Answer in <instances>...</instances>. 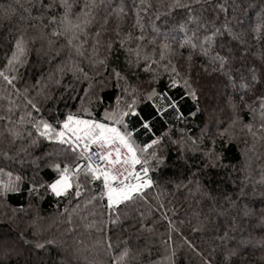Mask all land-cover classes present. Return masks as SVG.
Returning a JSON list of instances; mask_svg holds the SVG:
<instances>
[{"label":"snow or ice","instance_id":"6c2138e0","mask_svg":"<svg viewBox=\"0 0 264 264\" xmlns=\"http://www.w3.org/2000/svg\"><path fill=\"white\" fill-rule=\"evenodd\" d=\"M205 3L206 0H168L165 5L163 0H159L157 10L152 13L154 19L149 21L150 31H148L142 13L147 14L153 6L149 0H141L135 9L133 30L128 32H122L120 25L125 14L123 5L111 7L109 11L108 0H83L80 4L77 0H48V3H44V0H23V2L14 0V3L4 7V19L10 20L19 15L21 23L15 34L11 30L9 32L7 43L10 47L5 56L6 63L0 68V80L6 89L3 97L8 101L4 109L7 114L0 116V120L6 122L0 135L6 133L14 143L17 138L24 139L23 132H26L31 144H36L38 140L33 138L35 133L37 138L58 142L65 154V159L53 161L50 165L56 172L55 178L42 185L33 182L31 191L35 192L37 188L44 187L58 197L68 196L72 192L79 197L83 190L81 181L85 184L101 181L99 192L86 203L97 199L106 200V205L101 204V207L116 212V219L110 217L108 222L118 224L120 218L118 208L135 203L137 200H147L148 193L145 190H151L155 186V182L148 175L149 161L152 160L157 164L164 162V158L152 150L164 138L163 135H155V119L168 116L169 112L177 122L189 117H197L198 113L203 111L201 98L206 94V90L214 97L219 94L224 108L231 111L228 127L218 131L217 135L221 137L227 135L231 139L235 135L234 130L239 126V130L250 135L254 142L257 138L264 139V68L259 74L255 67L247 69L246 74H242V68L235 66L237 46L234 42L240 41L242 44L243 41L234 33L227 20L217 26L218 21L215 18H206ZM197 5L200 6L198 11ZM77 7L79 11L75 10ZM214 9L227 11L225 5L219 3ZM175 10L182 11L185 18L179 24L168 27V20ZM34 11L38 14L33 15ZM113 17L115 26L111 31L115 39L105 40L104 36L109 33V25ZM156 21L161 23L157 24ZM136 31L139 32L138 35ZM256 32L258 35L261 33V26L257 27ZM37 43L40 47L36 51L48 57L50 70L46 75L42 73L34 84L25 82L24 87H18L23 81L19 67L26 63V55ZM117 44L119 45L117 51L125 54V67L113 66L109 73L110 58ZM132 44L135 46L132 47ZM181 49L187 51V56ZM196 56L205 58L207 63L195 64ZM181 60L184 61L183 65L180 64ZM141 62H143L142 70L152 73L149 87L144 90L128 82L133 68L141 70ZM197 68L199 71H196ZM69 74L72 76V82L63 85L64 93H75L77 83L87 84V87L81 89L84 95L68 96V99H79L81 103L76 110L70 109L62 114L54 113V116L62 115V119L55 118L49 121L41 114L40 101L51 100L53 98L51 86L60 87L65 76ZM104 74L110 75L115 81V86L121 89L122 95L116 97L114 106L104 109L103 119H97L92 115V106L94 103H100L102 97L94 94L93 89L97 82L96 77ZM163 75H167L168 80L158 90V87L152 85L159 86ZM180 87L183 89L182 94L171 93V89ZM229 87L237 93L244 91L239 103L227 92ZM130 89V102L121 103L123 96L128 95ZM33 91L35 96L31 94ZM64 93L61 94L62 97ZM249 93L255 99L250 98ZM185 97L191 99L192 105L185 106ZM21 98L23 105L19 102ZM142 99L151 101L150 111L145 112L138 107ZM21 107L23 108L21 115L13 120L11 114ZM244 108L251 117L247 122L240 116ZM130 116L136 118L139 129L130 125L128 120ZM25 124L30 128L22 132L21 129ZM140 129L146 135L151 134L147 143H137L134 138V134H138ZM204 135L205 132L202 130L201 136ZM212 143L215 144V139ZM93 148L96 150L92 151ZM192 150H196V141L192 142ZM21 153L28 155L25 147H21L11 157L7 152L3 155L15 159ZM204 155L215 164H219L222 160V153L216 152L214 148L209 149ZM95 159L100 163H95ZM136 165L141 166L140 171L136 170ZM3 172L4 169L0 168V173ZM7 176L9 177L7 182L0 179V195L20 191L18 182L23 177L16 175L14 182L11 179L12 172H7ZM261 179L264 181V175ZM193 183L197 193L213 204L220 203L217 197L198 180ZM189 190L192 191L191 188ZM246 197L247 192L241 188L239 195L233 193L223 198L226 206L211 211L225 215L231 208L238 207V202ZM163 207L162 203L159 204V208ZM249 211L245 206L244 214L247 215ZM144 215L143 212L140 213L142 218ZM162 218L168 222V241L173 239V233L179 234L180 243L197 252V246L183 235L182 230L166 213H162ZM141 227H144L143 223ZM45 232L38 221L33 220L31 238L24 231L18 232L15 240L0 237V244L4 246V255L16 251L17 244L27 246L25 250L37 255L46 249L51 251L52 245L64 246L62 240H58L55 236L49 237ZM219 239L227 242L231 238L228 231H225ZM258 243L264 249V237H261ZM129 245L130 241L126 240L125 246L112 259V264H138L140 252L134 251ZM106 249L110 252L112 250L110 237ZM239 251L242 249H229L226 258L237 255ZM36 264H44V262L38 260ZM61 264H64V261H61ZM208 264L211 262L209 261Z\"/></svg>","mask_w":264,"mask_h":264},{"label":"trees","instance_id":"16d2710c","mask_svg":"<svg viewBox=\"0 0 264 264\" xmlns=\"http://www.w3.org/2000/svg\"><path fill=\"white\" fill-rule=\"evenodd\" d=\"M23 2V0H21ZM78 4L83 0H77ZM110 7L123 5L125 14L120 21L122 32L133 30L135 22V9L141 0H108ZM152 8L147 14H143L144 23L150 31L152 13L157 10L159 0H149ZM14 0H0V68H3L10 45L7 43L9 32L15 34L21 21L19 15L12 19H4V7ZM48 3V0H44ZM166 5L168 0H163ZM225 5L227 11L214 9L216 4ZM206 18H215L219 23L225 20L229 22L234 33L238 34L243 41H235L237 46L235 66L242 68V74H246L247 69L255 67L258 71L264 68V0H206ZM197 5V11L199 10ZM79 11V7L75 9ZM163 10V9H161ZM36 11L33 15H37ZM103 14V12H102ZM185 18V14L180 10H175L168 20V27L179 24ZM160 24L161 21H156ZM47 23V20H45ZM115 26V18L109 25V33L104 36L105 40L115 39L111 29ZM192 25H190L191 27ZM261 26V33L258 35L256 29ZM94 31V29H93ZM135 31V30H134ZM138 35L139 32L136 31ZM63 43V41H61ZM132 47L135 44L131 45ZM40 45L37 43L26 55V63L19 67L23 81L18 87L27 84H34L41 74L45 75L50 70L47 56L38 54L36 49ZM119 45L113 49L110 58L108 72L113 66L125 67V54L117 51ZM150 50V49H149ZM185 56L187 51L181 49ZM104 54V50H101ZM184 61H180L183 65ZM194 63L197 65L206 64L205 58L196 56ZM141 70L133 68L129 74V84L139 87L141 90L149 87L152 73L144 72L143 62ZM86 70H88L86 68ZM196 71H199L197 68ZM91 75L92 72L90 71ZM168 76L163 75L159 86L163 87ZM93 89L94 94L102 97L100 103L92 106V115L97 119H103L105 108L114 106L116 97L122 95L121 89L115 86V81L108 74L96 77ZM101 81H103L101 83ZM72 82L71 74L65 76L60 87L51 86L52 99L40 101L41 114L44 118L52 121L55 118L62 119L63 116H54V113H66L68 110H76L80 104L79 99H68L69 95H84L81 90L87 84L77 83L75 93H64L63 85ZM207 83V81H205ZM6 91L0 80V116L7 113L8 101L4 99L3 93ZM173 95L182 94V87L170 90ZM227 92L233 95L236 102H240V97L244 91L236 92L229 87ZM62 93H64L62 97ZM35 96V92L31 93ZM259 94V91L257 92ZM131 89L128 95H124L121 103L130 102ZM251 97V93H249ZM23 105L22 98L19 101ZM190 98L185 97V106L192 105ZM151 101L142 99L138 107L145 112L150 111ZM202 112L197 117H189L186 120L177 122L172 118L171 112L168 116H160L155 119V135L164 138L154 151L164 158L163 163L157 164L150 160V171L148 175L155 182L148 193L147 200H137L135 203L127 204L118 208L120 218L118 224H110L109 218L116 219V212L101 207L106 205L105 201L92 200V196L99 192L102 182L85 184L79 197L74 192L68 196H56L50 189L41 187L35 192L31 191L33 182L45 184L55 178L56 172L50 167L53 161L65 159L62 146L55 141H48L44 138L35 137L38 142L31 144L24 129L30 126L25 124L22 127L24 139L17 138L13 143L12 138L6 133L0 135V168L4 169L0 173V179L5 182L9 177L7 172H12V180L15 182L16 175L23 177L19 181L20 191L8 192L0 195V237L15 240L18 232L24 231L31 238V222L37 220L38 224L46 230L49 237L55 236L63 241V247L51 246V251L47 249L38 255L25 250L27 246L16 245V251L9 255H4V246L0 244V264H36V261L43 260L44 264H112V259L118 251L125 246V241H130V247L139 250L138 264H264V249L258 241L264 237V139L253 138L239 130V126L234 130L233 138L225 135H217L218 131L228 127V120L231 111L224 108L221 96L215 97L206 90V94L201 98ZM224 109V111H221ZM23 108L15 110L11 115L16 120L22 113ZM30 110V109H29ZM34 115H38L34 113ZM242 119L247 122L251 117L244 108L240 112ZM91 118V117H86ZM130 125L136 124V118H128ZM5 121L0 120V133L3 132ZM204 130L205 135L201 136ZM151 134L146 135L140 129L138 134H134L137 143H147ZM154 138V137H153ZM215 139V144L212 143ZM196 141V150H192V142ZM21 147L27 149L28 155L21 153L15 159L6 158L3 153L7 152L9 157L15 155ZM222 153V160L219 164L212 163L204 155L209 149ZM136 170L140 171V165H136ZM198 180L205 188L217 197L219 204H213L207 198L195 191V183ZM192 189L190 191L189 189ZM244 188L247 197L238 202V207L231 208L225 215H218L211 211L221 206H226L224 197L233 193L239 195L240 189ZM71 191V190H70ZM159 197V199H157ZM163 208H159V204ZM22 206V209H21ZM245 206L250 211L244 214ZM149 209L151 210L149 212ZM145 215L142 218L140 213ZM162 213H166L169 219L182 230L194 245L197 252H194L186 244H181L179 234L173 233V239L168 241V222L162 218ZM71 216V222H69ZM143 223L144 227H141ZM193 229H196L193 231ZM228 231L229 239L222 242L221 237ZM111 238L112 250L106 249L108 238ZM229 249H242L237 255L226 258ZM199 253V254H198Z\"/></svg>","mask_w":264,"mask_h":264},{"label":"built area","instance_id":"2783aa9c","mask_svg":"<svg viewBox=\"0 0 264 264\" xmlns=\"http://www.w3.org/2000/svg\"><path fill=\"white\" fill-rule=\"evenodd\" d=\"M96 149L93 148L92 151H95ZM95 163H100V161L98 159H95Z\"/></svg>","mask_w":264,"mask_h":264},{"label":"rangeland","instance_id":"374dc122","mask_svg":"<svg viewBox=\"0 0 264 264\" xmlns=\"http://www.w3.org/2000/svg\"><path fill=\"white\" fill-rule=\"evenodd\" d=\"M81 103V102H80Z\"/></svg>","mask_w":264,"mask_h":264}]
</instances>
